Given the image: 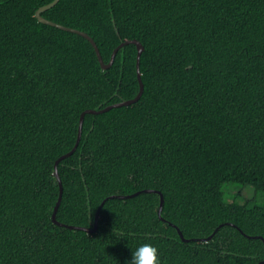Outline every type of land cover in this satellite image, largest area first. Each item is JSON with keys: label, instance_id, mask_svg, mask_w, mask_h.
<instances>
[{"label": "trees", "instance_id": "1", "mask_svg": "<svg viewBox=\"0 0 264 264\" xmlns=\"http://www.w3.org/2000/svg\"><path fill=\"white\" fill-rule=\"evenodd\" d=\"M0 0V264H264V0ZM251 188L243 200L233 189ZM155 189L159 193L110 198ZM178 227L184 236L181 238ZM217 228H219L217 230ZM208 241L201 240L211 236Z\"/></svg>", "mask_w": 264, "mask_h": 264}, {"label": "water", "instance_id": "2", "mask_svg": "<svg viewBox=\"0 0 264 264\" xmlns=\"http://www.w3.org/2000/svg\"><path fill=\"white\" fill-rule=\"evenodd\" d=\"M60 0H55L53 1L52 3L50 4H47V5H44L42 6L37 12H36V16L37 18L43 22V23H47V24H50V25H53V26H56V27H59L61 29H64V30H67V31H71V32H75V33H78V34H81L83 35L84 37H86L87 39H89L92 44L94 45L96 51H97V54H98V57H99V60L103 66V68L107 69L109 67H111L114 62H115V59H116V56H117V53L120 49H122L123 47H125L126 45L128 44H136L137 47H138V56H137V72H138V79H139V82H140V92L139 94L137 95L136 98L134 99H130V100H126V101H122V102H119V103H115V104H111L103 109H87L85 110L82 115H81V118H80V125H79V133H78V138H77V142L74 146V148L62 155L60 158L57 159L56 163H55V169H56V176L59 180V184H60V196H59V200H58V203L55 207V210H54V215H53V220L54 222H56L57 224L61 225V226H65V227H69L71 229H83V230H87L88 232H95L97 229H98V224H99V216H100V212H101V209L105 203V201L101 204V206L99 207L98 209V212H97V216H96V224H95V227L94 228H86V227H80V226H74V225H68V224H65V223H62V222H59L58 219H57V213H58V210H59V207L61 205V202H62V199H63V194H64V186H63V182H62V178H61V175L59 173V163L60 161L70 157L78 148L80 142H81V139H82V135H83V125H84V120H85V116L86 114L88 113H93V114H100V113H103V112H107V111H110L111 109L115 108V107H121V106H127V105H131L135 102H137L143 95L144 93V90H145V85H144V82H143V79H142V72H141V57H142V54L143 52L145 51V46L143 45V43L141 41H139L138 39H131V40H128V41H124L122 42L118 47L115 48L113 54H112V57H111V60L109 63H105L104 59H103V56H102V53L100 51V48L97 44V42L95 41V39L90 35L88 34L87 32L85 31H82V30H79V29H76V28H73V27H68V26H65V25H62V24H59V23H56L54 21H51L47 18H45L42 13L45 12L46 10L54 7ZM142 192H154V193H159L160 196H161V202H160V207H159V211H158V214L160 216V218L162 220H165V218L163 217L162 215V212H163V208H164V205H165V195L159 191V190H155V189H145V190H141V191H138L134 194H131V195H112L110 196V198H131V197H134ZM219 228H217L218 230ZM217 230L209 237L207 238H202L201 240H204V241H208V240H211L214 236V234L217 232ZM178 231H179V234L181 236V238L185 241H191L192 239H187L185 236H184V233L183 231L178 227ZM264 263V261H263Z\"/></svg>", "mask_w": 264, "mask_h": 264}, {"label": "clouds", "instance_id": "3", "mask_svg": "<svg viewBox=\"0 0 264 264\" xmlns=\"http://www.w3.org/2000/svg\"><path fill=\"white\" fill-rule=\"evenodd\" d=\"M128 264H162L157 247L151 243H144L132 251V258Z\"/></svg>", "mask_w": 264, "mask_h": 264}, {"label": "rangeland", "instance_id": "4", "mask_svg": "<svg viewBox=\"0 0 264 264\" xmlns=\"http://www.w3.org/2000/svg\"><path fill=\"white\" fill-rule=\"evenodd\" d=\"M233 192H239L242 196L243 200L252 199L255 197V191L251 188H241V189H233Z\"/></svg>", "mask_w": 264, "mask_h": 264}]
</instances>
